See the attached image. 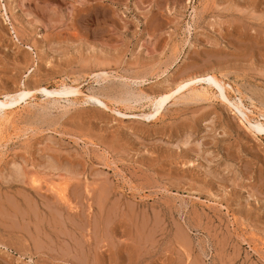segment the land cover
Here are the masks:
<instances>
[{"label":"rangeland","instance_id":"obj_1","mask_svg":"<svg viewBox=\"0 0 264 264\" xmlns=\"http://www.w3.org/2000/svg\"><path fill=\"white\" fill-rule=\"evenodd\" d=\"M206 71L264 118V0H0V98L84 92L0 129V264H264V135L187 88L143 116Z\"/></svg>","mask_w":264,"mask_h":264},{"label":"bare ground","instance_id":"obj_2","mask_svg":"<svg viewBox=\"0 0 264 264\" xmlns=\"http://www.w3.org/2000/svg\"><path fill=\"white\" fill-rule=\"evenodd\" d=\"M226 86H227L226 82L223 79L219 78L216 74L209 73L208 71H206V73H203V74H194V75L189 76V77H183L181 80H179V82H177V84L175 85V88H172V89L167 90V91L162 92V93L159 92L160 94L158 96L156 95L157 98H156V101L154 103V109L149 111L148 114H144L143 116H145L148 119L149 118H157L162 113L163 105L166 102H168L175 95L176 92L183 91L184 89L186 90V88H187V90H188L187 94L190 93L192 95V97L207 98V100H208V99H212V97L216 96V97L220 98L221 101L230 103L236 109V111H238V112H240V114H242L241 120L243 122H245V123L247 122L249 124V127L248 126L247 127L250 129V131L254 135H257V136L264 135V118H261V119L259 118L260 117L259 115L261 113L257 114L250 107L246 106L243 103V100H242L243 97L239 98V95H238L239 99L237 98L238 101L232 102L233 100L231 101L229 91H228L229 89ZM36 91L44 93L43 96H45L47 98H51V97H54L56 95L73 94V95L77 96L75 98V101L79 100L78 96L80 97L81 95H84L83 90L78 85H76V86L68 85L64 82L62 84L58 85L56 88H52V89L48 88V87L44 88V90L42 88L30 89V88L25 86L21 89L16 90L13 93H7L3 96V98H0V129L2 128L3 125H5L7 122H9V120H11L12 112L17 108L19 109V107L22 106L21 104L26 99L31 98V97L36 98V94H35ZM185 93H183L181 96H184ZM187 94H186L185 98H188ZM85 96H87L88 99L89 98L93 99L97 103L98 106H102L104 109H108L110 111L111 110L113 111V109L110 107L111 104L109 105L108 104L109 102L107 103L104 100H102L99 95L95 96V94L94 95L89 94V95H85ZM180 98H182V97H180ZM104 99H105V97H104ZM83 100H85V99H83ZM124 101H126V99H124ZM149 101L151 102V100H149ZM150 105H152V104H150ZM258 109H260V108H258ZM118 110H119V108H118ZM119 111H118V113H119ZM115 112H117V111H115ZM124 116H125V114H124ZM261 117H264V116L261 115Z\"/></svg>","mask_w":264,"mask_h":264}]
</instances>
